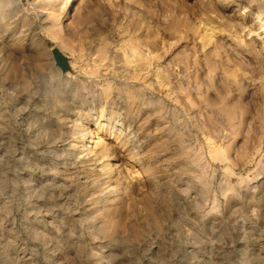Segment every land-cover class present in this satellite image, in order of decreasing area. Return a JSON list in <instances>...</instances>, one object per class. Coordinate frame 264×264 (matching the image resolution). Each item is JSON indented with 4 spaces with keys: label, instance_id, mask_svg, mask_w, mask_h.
I'll return each instance as SVG.
<instances>
[{
    "label": "rangeland",
    "instance_id": "374dc122",
    "mask_svg": "<svg viewBox=\"0 0 264 264\" xmlns=\"http://www.w3.org/2000/svg\"><path fill=\"white\" fill-rule=\"evenodd\" d=\"M0 264H264V0H0Z\"/></svg>",
    "mask_w": 264,
    "mask_h": 264
},
{
    "label": "water",
    "instance_id": "95a60500",
    "mask_svg": "<svg viewBox=\"0 0 264 264\" xmlns=\"http://www.w3.org/2000/svg\"><path fill=\"white\" fill-rule=\"evenodd\" d=\"M53 57L56 65L62 70V72L72 71L70 58L60 48L54 47L52 49Z\"/></svg>",
    "mask_w": 264,
    "mask_h": 264
},
{
    "label": "bare ground",
    "instance_id": "6f19581e",
    "mask_svg": "<svg viewBox=\"0 0 264 264\" xmlns=\"http://www.w3.org/2000/svg\"><path fill=\"white\" fill-rule=\"evenodd\" d=\"M92 142V140H89V141H87V144H88V146L87 147H89L90 148V143ZM86 147V146H85ZM78 155H80V156H82V157H88L89 155H90V151H89V149L87 148H84V149H81L80 151H79V154ZM95 160V159H94ZM93 160V161H94Z\"/></svg>",
    "mask_w": 264,
    "mask_h": 264
}]
</instances>
